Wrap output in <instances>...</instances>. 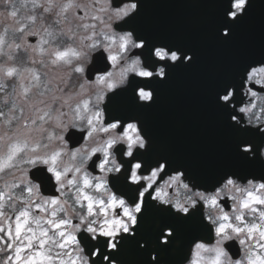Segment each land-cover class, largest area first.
Listing matches in <instances>:
<instances>
[{"label": "clouds", "instance_id": "clouds-1", "mask_svg": "<svg viewBox=\"0 0 264 264\" xmlns=\"http://www.w3.org/2000/svg\"><path fill=\"white\" fill-rule=\"evenodd\" d=\"M221 2L229 22L237 23L257 0H242V7H236L241 0ZM141 3L0 0V232L11 240L5 246L0 237V264H120L112 255L125 237L136 236L149 205L180 217L199 210L211 229V241L194 240L181 264H264V179L242 181L228 175L207 190L184 170L168 171L165 160L145 168L144 160L136 158L149 146L141 121L109 118L110 100L129 90L134 80L136 103L149 106L155 100L150 85L165 81L169 68L181 61L193 60L190 53L150 45L123 27ZM230 31L222 28L220 35L228 37ZM28 36L38 41L30 44ZM148 48L151 62L145 60ZM101 53L107 69L91 71ZM262 89L264 64H258L219 95V102L234 113L230 122L259 136H264ZM141 91L151 98H141ZM73 132L83 137L76 146L67 139ZM240 151L252 160L258 154L264 162V143L242 144ZM39 169L51 178L56 195H45L33 179ZM125 174L126 183L136 189L135 202L112 184ZM20 225L23 235L17 232ZM81 234L97 244L101 238L107 241L102 259L103 245L89 254ZM173 236L165 228L161 245ZM232 242L239 249L237 257L226 247ZM145 247L142 242L140 248ZM149 259L156 264L157 253L150 252Z\"/></svg>", "mask_w": 264, "mask_h": 264}, {"label": "water", "instance_id": "water-1", "mask_svg": "<svg viewBox=\"0 0 264 264\" xmlns=\"http://www.w3.org/2000/svg\"><path fill=\"white\" fill-rule=\"evenodd\" d=\"M203 1L206 3L207 7L210 9H215V18L219 21V23L215 24V37L211 43V45L216 46V49L213 47L216 53L215 51L212 52V58L215 57V62L213 64V73L210 77V81L215 83L217 89H221L228 81L226 75L229 74L230 67L234 68L240 61H242V63L246 62L245 66L247 68L264 62V56L259 54L257 49V43L259 41V32H257V29L259 27L260 20L264 18V3H261L259 0H257V2L254 3L249 9L244 18L239 20L237 23H230L227 19V11L225 10V6L221 0ZM145 3V0H142L140 5V9L142 10H140L141 13H143L146 8ZM159 9H164L163 3H160ZM243 19H247L249 21H243ZM123 26L125 28H130V20ZM227 27L231 28L230 34L228 37H222L220 35V30ZM239 28L243 29L242 32L247 34V36L239 39L240 41H237L235 32ZM228 50H231V53H229ZM208 168L211 169L209 161L201 162L200 170H207ZM124 264L128 263L125 262ZM135 264L150 263H140L138 260H136Z\"/></svg>", "mask_w": 264, "mask_h": 264}, {"label": "flooded vegetation", "instance_id": "flooded-vegetation-1", "mask_svg": "<svg viewBox=\"0 0 264 264\" xmlns=\"http://www.w3.org/2000/svg\"><path fill=\"white\" fill-rule=\"evenodd\" d=\"M173 15V12L170 13V16ZM171 32L167 30V28L163 31V36L170 35ZM151 54V51H149ZM101 58L100 61L103 62L104 55L103 53L100 54ZM146 62H151V56L147 57L145 59ZM106 63V61H105ZM170 72H173V67L169 68ZM162 86L164 88H167L168 83L163 82ZM134 87V84L132 85ZM169 90V89H168ZM261 91H264L262 89ZM168 93V92H167ZM130 100V105L128 107L129 111H131V116L134 118L130 119H140L143 118L147 121L150 122V124L145 125L143 124L142 126L144 127L145 131L148 134H151L152 132H155V130L159 127L162 126L164 132L166 134L170 135H177L178 132L183 128V123L184 122H189L191 119L192 120H197L201 118L202 115V109L199 107V104L194 105L191 103L198 102V99H192V102L183 104L182 103V98L175 99V98H170L169 99H163L158 105H149V106H144V105H138L136 103V98L135 99H129ZM224 111L229 112L228 108L226 105L221 107ZM143 109L145 112H143ZM160 111L161 115H157V112ZM158 116L162 117V119L165 121L164 123H158L156 119ZM151 143V140L149 141V144ZM166 147V146H165ZM173 149H177L174 146H171ZM168 148V147H166ZM128 191L133 194L135 197L136 194V189L132 188L131 186L129 187ZM225 205V208L228 206V203H225V201L222 202ZM257 207H260L257 205ZM238 255H239V249H238Z\"/></svg>", "mask_w": 264, "mask_h": 264}, {"label": "snow or ice", "instance_id": "snow-or-ice-1", "mask_svg": "<svg viewBox=\"0 0 264 264\" xmlns=\"http://www.w3.org/2000/svg\"><path fill=\"white\" fill-rule=\"evenodd\" d=\"M242 6H243V3H242V0H241V2L238 3V4L236 5V7H242ZM11 14H12L13 16H15V15H16V12L13 11ZM126 42H127V41H125V43H126ZM156 55H157L158 57H160L161 59H163L164 56H165V54L162 53V52H157ZM61 58H62V57H61ZM109 59L115 61L116 58H115V57H109ZM171 59L175 60L176 57L173 56V57H171ZM78 71H80V70L78 69ZM9 75H11V72H9ZM138 75H141V76H148V75H150V73L139 72ZM101 82H103V78H101ZM112 86H113V85H111V84L109 85V87H112ZM139 96H140L141 98H144V99H150V98H151V97H150V94H148V93H146V92H143V91H141V92L139 93ZM112 127L115 128L116 125H113ZM129 128L134 130V126H133V125H129ZM126 135H127V133H126ZM129 139L131 140L130 137H129ZM101 167H103V166L101 165ZM136 167H139V165H137ZM57 179H59V177H57ZM133 179L135 180V177H133ZM90 208H91V205H90ZM126 214H127V213H126ZM22 227H23L22 225L18 226V229H17L18 234H19V232H20V230H21ZM252 231H255V229H253Z\"/></svg>", "mask_w": 264, "mask_h": 264}, {"label": "rangeland", "instance_id": "rangeland-1", "mask_svg": "<svg viewBox=\"0 0 264 264\" xmlns=\"http://www.w3.org/2000/svg\"><path fill=\"white\" fill-rule=\"evenodd\" d=\"M37 214H39V213H37ZM14 219H15V217L13 216V220ZM13 227H15V226L13 225ZM23 232H24V230H23V228H21V235H23ZM12 234L14 235V232ZM1 237H3V239H4L5 246H7V244L11 243V240L8 238L7 235H5V233H1ZM26 250L28 251V249H25L24 251H26ZM9 251H11V249Z\"/></svg>", "mask_w": 264, "mask_h": 264}]
</instances>
